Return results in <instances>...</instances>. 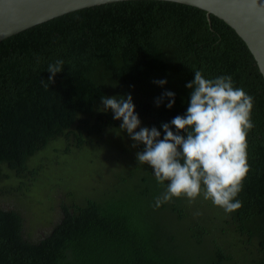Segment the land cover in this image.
Here are the masks:
<instances>
[{
    "label": "trees",
    "instance_id": "obj_1",
    "mask_svg": "<svg viewBox=\"0 0 264 264\" xmlns=\"http://www.w3.org/2000/svg\"><path fill=\"white\" fill-rule=\"evenodd\" d=\"M57 59L63 71L46 88L47 67ZM197 70L207 79L231 76L253 98L249 171L236 197L242 207L225 213L202 194L201 204L182 196L156 207L167 182L138 163L113 173L121 172L126 188L116 181L111 191L80 200L70 191L58 218L35 233L39 217L28 202L41 203L32 191L45 167L34 158L54 143L64 155L82 152L93 138L120 130L122 121L100 110L102 96L131 94L138 118L162 138L161 124L185 114L192 91L185 85ZM160 79L163 87L153 83ZM165 91L175 93L170 109L167 97L156 105ZM0 264H264V78L230 26L190 5L122 1L0 42Z\"/></svg>",
    "mask_w": 264,
    "mask_h": 264
},
{
    "label": "clouds",
    "instance_id": "obj_2",
    "mask_svg": "<svg viewBox=\"0 0 264 264\" xmlns=\"http://www.w3.org/2000/svg\"><path fill=\"white\" fill-rule=\"evenodd\" d=\"M63 65L62 59L48 65L46 88L55 82ZM153 83L163 87L167 81ZM185 87L192 90L186 112L161 124L162 138L155 126H140L131 94L102 96L100 110L110 109L113 119L122 121L120 130L127 132L134 142L132 147L144 146L136 153L138 163L149 165L158 183L167 182L165 190L155 198L156 207L182 196L193 202L202 194L225 213H232L242 207L236 197L249 171L247 135L254 127L253 98L242 88L234 87L231 76L207 79L199 70ZM164 97L169 100L166 107L172 108L175 93H162L157 106Z\"/></svg>",
    "mask_w": 264,
    "mask_h": 264
},
{
    "label": "rangeland",
    "instance_id": "obj_3",
    "mask_svg": "<svg viewBox=\"0 0 264 264\" xmlns=\"http://www.w3.org/2000/svg\"><path fill=\"white\" fill-rule=\"evenodd\" d=\"M140 121L141 127H148L144 121ZM136 131H139V128ZM133 143L126 131L111 130L100 138H93L90 147H85L82 152L72 150L71 153L64 155L60 151L62 145L54 143L44 152L38 154L32 164L42 163L45 168L43 169L42 179L36 182V187L32 191V198L36 202L41 201V203L35 206L33 202L31 203V200L28 202L30 211L34 209L35 216L39 217L34 226V232L41 233L42 230L49 227V223L58 218L59 203L69 202L70 198L66 195L72 190L78 200L82 199L84 195L98 197L107 189L111 191L114 185L113 182L116 181L117 187L115 188L120 190L123 187L120 178H118L121 172L113 173L116 170L128 169L124 170L126 172L123 171L127 173L130 168L138 164L136 153L141 150L138 145L132 147ZM49 161L53 162L51 166H48ZM147 166L149 165H144V167ZM49 193H51V201L49 199L48 204L46 198ZM200 200L197 197L194 203L201 204ZM46 206H49L47 210L48 218H45L47 216L44 209ZM159 220L164 224L169 221L166 217L163 220L160 217ZM173 229L176 232V229L179 228L174 227ZM183 233L179 234V239L183 238ZM183 246L185 245L183 244Z\"/></svg>",
    "mask_w": 264,
    "mask_h": 264
},
{
    "label": "water",
    "instance_id": "obj_4",
    "mask_svg": "<svg viewBox=\"0 0 264 264\" xmlns=\"http://www.w3.org/2000/svg\"><path fill=\"white\" fill-rule=\"evenodd\" d=\"M137 0H0V42L63 15L99 5ZM190 5L228 26L246 44L264 78V0H154Z\"/></svg>",
    "mask_w": 264,
    "mask_h": 264
}]
</instances>
